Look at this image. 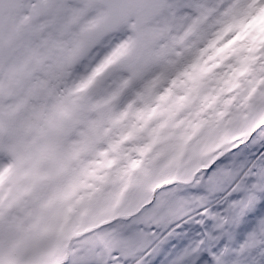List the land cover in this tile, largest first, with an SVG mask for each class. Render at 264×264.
I'll use <instances>...</instances> for the list:
<instances>
[{"label": "snow or ice", "instance_id": "1", "mask_svg": "<svg viewBox=\"0 0 264 264\" xmlns=\"http://www.w3.org/2000/svg\"><path fill=\"white\" fill-rule=\"evenodd\" d=\"M0 264H264V0H0Z\"/></svg>", "mask_w": 264, "mask_h": 264}]
</instances>
